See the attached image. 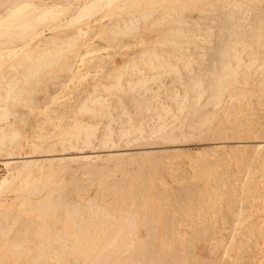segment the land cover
<instances>
[{"label":"rangeland","instance_id":"obj_1","mask_svg":"<svg viewBox=\"0 0 264 264\" xmlns=\"http://www.w3.org/2000/svg\"><path fill=\"white\" fill-rule=\"evenodd\" d=\"M0 58V264H264V0H0Z\"/></svg>","mask_w":264,"mask_h":264},{"label":"bare ground","instance_id":"obj_2","mask_svg":"<svg viewBox=\"0 0 264 264\" xmlns=\"http://www.w3.org/2000/svg\"><path fill=\"white\" fill-rule=\"evenodd\" d=\"M88 6H89V5H85V6L83 7V10L87 9ZM53 8H54V7L52 6V7H50V8H46V9H44V10H43L44 14H46V16H47V15H48L47 13H49L50 11H52ZM148 15H149V14H148ZM151 15H152V14H151ZM79 31L82 32V29L79 30ZM52 32H53V31H52ZM83 32H84V30H83ZM79 33H80V32H79ZM85 33H86V32H85ZM76 34H77V33H76ZM36 35H39V33H36ZM39 37H40V36H39ZM30 39H31V38H30ZM49 40H53V41H54L55 38H54V37H51ZM27 42H28V41H27ZM27 42H26V43H27ZM26 43H24V44H26ZM42 43H43V42H42ZM42 43H41V44H42ZM47 45H48V42H44V44L40 45V47L42 46V47L45 48V46H47ZM23 46H24V45H23ZM23 46H22V48H24ZM20 47H21V46H20ZM18 48H19V47H17V49H18ZM22 48H21V50H22ZM25 48H26V47H25ZM19 49H20V48H19ZM23 50H25V49H23ZM5 51H6V50H5ZM8 51H11V50L8 49ZM8 51H6V52H8ZM6 52H3V53H6ZM12 52H13V50H12ZM15 52H16V51H15ZM8 53L11 54V52H8ZM8 53H7V54H8ZM16 53H17V52H16ZM16 53H15V54H16ZM19 53H20V51H19ZM1 54H2V51H1ZM7 54H4V55L8 56ZM17 54H18V53H17ZM17 54H16V55H17ZM13 55H14V54H13ZM13 55H12V56H13ZM16 55H14L12 58H15ZM17 56H18V55H17ZM1 57H2V56H1ZM3 57L5 58V56H3ZM9 57H10V56H8L7 58H9ZM4 58H3V59H4ZM0 59H1V58H0ZM3 59H1V60L3 61ZM10 59H11V58H10ZM79 60H80V59H79ZM79 60H78V61H79ZM0 62H1V61H0ZM11 62H12V61H11ZM150 62H151V61H150ZM79 65H80V64H79ZM80 66H81V65H80ZM75 68H77V67H75ZM78 68H79V67H78ZM78 68H77V69H78ZM155 68H156V67H155ZM73 70H74V69H73ZM79 70H80V68L78 69V71H79ZM73 72H77V71H73ZM10 73H11V72H10ZM3 83H5V81H4ZM8 84H9V83H8ZM143 84H144V83H143ZM5 85H6V87H7V83H6ZM14 86H16V84L13 83V84L11 85V87H12L11 89H12V90H13V87H14ZM118 86H119V85H118ZM114 87H115V86H114ZM3 91H4V90H3ZM7 91H8V90H6V92H7ZM10 91H11V90L9 89L8 92H10ZM4 92H5V91H4ZM96 99H98V98H96ZM98 100H100V98H99ZM94 101H95V100H94ZM95 102H96V101H95ZM92 103H93V102H92ZM127 132H128V134H129V131H127ZM133 132H134V131H133ZM16 136H17V134H16ZM18 136H19V135H18ZM18 136H17V137H18ZM34 136H35V135H34ZM88 136H89V135H88ZM29 137H30V136H29ZM3 138H4V139H3ZM3 138H1V139L5 140L6 137H3ZM9 138H10V136H9ZM9 138L7 137V140H8ZM31 138H32V137H31ZM247 138H249V137H247ZM1 139H0V140H1ZM13 139H15V138H14V135H11V140L9 139V141L12 142ZM16 139H17V138H16ZM87 139H88V137H87ZM245 140H246V139H245ZM13 141H14L13 143L16 142L15 140H13ZM3 142H4V141H0L1 148H3V146H4V149H6V146L2 144ZM6 142H7V145H9L10 147H11V145L13 146V143L10 144L8 141H6ZM262 142H263V141H262ZM219 143H220V142H219ZM4 144H5V143H4ZM263 145H264V144H263ZM9 146H7V147L9 148ZM220 147H221V146H220ZM10 149H11V148H10ZM0 150H1V149H0ZM2 150H3V149H2ZM6 150H9V149H6ZM26 150H27V149H26ZM23 151H25V148L23 149ZM7 152L10 153V151H7ZM26 153H27V152H26ZM26 153H25V155H27V156H24V157L20 158V162H26V161H27L26 158H30V157H31V156H28V153H27V154H26ZM112 154H113V153H112ZM19 155H20V153H19ZM19 155H18V156H19ZM50 155H51V154H50ZM9 156H11V153L9 154ZM13 156H14V155H13ZM18 156H17V157H18ZM57 156H58V155H57ZM7 157H8V156H7ZM14 157H15V156H14ZM81 157H82V158H89L90 156H88V155H86V154H83V155H81ZM12 158H13V157H12ZM12 158H10V159H12ZM4 160H5V159H4ZM8 160H9V159H8ZM15 160L17 161V159H15ZM25 160H26V161H25ZM13 161H14V159H13ZM30 161H32V158H31ZM10 162H11V161H7V163H10ZM27 162H28V161H27ZM4 163H6V161H5ZM29 164H30V163H29ZM6 165H7V164H6ZM24 165H25V164H24ZM27 165H28V164H27ZM25 167H26V166H25ZM23 168H24V167H23ZM21 170H22V169H21ZM21 170H20V171H21ZM18 171H19V170H18ZM18 173H20V172H18ZM15 175H16V173H15ZM3 181H4V180H3ZM6 182H7V180H5L3 183L5 184ZM3 183H2V184H3ZM2 184H1V185H2ZM194 198H195V197H194ZM95 204H96V203H95ZM95 204L93 203V205H95ZM91 205H92V204H91ZM91 205H89V206H91ZM96 206H97V205H96ZM96 206H95V207H96ZM98 206H99V205H98ZM98 206L96 207L97 209H98ZM78 207H80V206H78ZM95 207H94V208H95ZM75 208H77V207H75ZM81 208H82V206H81ZM99 208H100V206H99ZM90 209H92V208L90 207ZM75 211H76V210H75ZM70 212H72V211H70ZM104 212H105V211H104ZM107 212H108V211H107ZM107 212H106V215H107ZM71 214H72V213H71ZM127 214H128V213H127ZM129 214H130V212H129ZM134 214H136V213H134ZM110 215H111V214H110ZM124 215H125V214H124ZM124 215L121 214L120 216H124ZM130 215H131V214H130ZM125 216H126V215H125ZM127 216H128V215H127ZM108 217H109V215H108ZM113 217H114V216H113ZM106 218H107V217H106ZM119 218H120V217H119ZM119 218H118V219H119ZM131 218H132V216H131ZM15 220H16V218H15ZM15 220H14V221H15ZM17 220H18V219H17ZM121 220H123V218H122ZM131 220H132V219H131ZM116 221H117V220H116ZM128 221H129V222H132V221H130V220H128ZM118 222H119V223L121 222L120 219H119ZM123 222H124L123 224H125V221H123ZM133 222H134V220H133ZM8 223L10 224V222H8ZM16 223H17V222H16ZM28 223H29V222H28ZM9 224H8V227H9V228L5 227L7 231H8V230H11V229H10V228L12 227L11 225H13V224H11V225H9ZM24 224H25V223H24ZM24 224H22V225L24 226ZM131 224H132V223H131ZM1 226H2V224L0 225V228H1L0 231H2V232L5 233L4 229H2L4 226H3V227H1ZM6 226H7V224H6ZM18 226L21 227V230L23 229V226H20V225H18ZM121 226H122V224H121ZM131 226H132V225H131ZM133 226H135V225H133ZM13 227H14V226H13ZM26 227H27V226H24V229H25ZM43 227H44V225H43ZM43 227H42V228H43ZM47 227H48V225L45 226V228H47ZM119 227H120V226H119ZM135 227H136V226H135ZM15 228H16V227H14V229H15ZM34 228L37 229V227H33V229H34ZM45 228H44V229H45ZM253 228H254V227H253ZM12 229H13V228H12ZM14 229H13V230H14ZM24 229H23V230H24ZM28 229H29V228H27L26 230H28ZM35 229H34V230H35ZM40 229H41V228H40ZM88 229H89V227H88ZM117 229H118V228H117ZM19 230H20V229H19ZM42 230H43V229H42ZM46 230H47V232L49 233L48 228L45 229V231H46ZM85 230H86V229H85ZM94 230H95V229H94ZM132 230H133V229H132ZM135 230H136V229H135ZM14 231H15V230H14ZM14 231H13V232H14ZM17 231H18V230H16L15 233H18ZM31 231H33V230H31ZM31 231H30V232H31ZM35 231H36V230H35ZM122 231H124L123 228H120L118 231L115 230V233L118 232L117 235H115V236H111L112 234L110 235V238H112V239L109 240V243H108L107 247L114 248V247L120 246V245L124 244V241H125V240H127L128 243H127V244L125 243L124 245H128V246L131 247V246L134 244V239H131L132 235H131V234L129 235V234L127 233L128 236H127V238H125V237H123L124 235H122V234H123ZM251 231H252V230H251ZM13 232H12V233H13ZM24 232H25V230H24ZM87 232H88V231H87ZM7 233H8V232H7ZM12 233H11V234H12ZM15 233H14V236H15ZM26 233H27V232H26ZM26 233H25V234H26ZM45 233H46V232H45ZM121 233H122V234H121ZM254 233H255V232H254ZM1 234H3V233H1ZM11 234H10V235H11ZM41 234H42V233H41ZM132 234H134V233H132ZM4 235H5V234H4ZM42 235H43V234H42ZM97 235H98V233H97ZM246 235H247V234H246ZM6 236H7V235H6ZM244 236H245V235H244ZM19 237H20V236H19ZM22 237H23V236H22ZM242 238H243V237H242ZM14 239L16 240V241H15V240H14V241L17 243V244H16V247H17V248H21V247H23V245L25 244V243H23V240L20 239V238H18V239L14 238ZM257 239H258V238H257ZM26 240H28V239H26ZM26 240H25L24 242H27ZM66 240H67V239H66ZM66 240H65V241H66ZM92 240H93V243H92L91 246H88V249L92 250V252H93V251H95V250L97 249V244H95V242H96V243L98 242V241H97L98 238H95V239H92ZM57 241H58V240H56L55 242L57 243ZM119 241H120V242H119ZM140 241H142V240H140ZM239 241H240V240H239ZM246 241H247V240H246ZM30 242H31V241H30ZM183 242H184V241H183ZM244 242H245V241H244ZM143 243H144V242H143ZM184 243H185V242H184ZM236 243H237V242H236ZM88 244H89V243H88ZM188 244H189V243H188ZM243 244H244V243H243ZM142 245H145V243L142 244ZM182 245H184V244H182ZM255 245H256V244H255ZM41 246H42V245H41ZM55 246H56V245H55ZM67 246H68V245H67ZM214 246H215V245H214ZM98 247H99V245H98ZM121 247H122V246H121ZM184 247H185V249H186V246H183V248H184ZM215 247H216V246H215ZM218 247H219V246H218ZM65 248H66V245H65L64 249H65ZM126 248H127V247H126ZM216 248H217V247H216ZM55 249H56V248H55ZM176 249H177V248H176ZM185 249H184V250H185ZM231 249H232V248H231ZM19 250H20V249H19ZM154 250H155V249H154ZM172 250H173V249H172ZM174 250H175V249H174ZM182 250H183V249H182ZM241 250H242V248H241ZM20 251H22V250H20ZM142 251H144V249H143ZM146 251H147V250H146ZM151 251H152V250H151ZM151 251H150V252H151ZM157 251H158V250H157ZM161 251H162V250H161ZM215 251H216V250H215ZM155 252H156V251H155ZM155 252H154V253H155ZM163 252H165V251H163ZM176 252H179V253H180V249H179V251H178V250L175 251V254H177ZM256 252H257V251H256ZM183 253L186 255L185 251H184ZM183 253L181 252L182 255H183ZM141 254H143V252H141ZM150 254H151V253H150ZM157 254H158V253H157ZM173 254H174V253H173ZM181 254H180L179 258H180V257H181V258L185 257L184 255L181 256ZM145 255H146V252H145ZM147 255H148V254H147ZM226 255H227V254H226ZM226 255H225V256H226ZM228 255H229V254H228ZM159 256H160V255H159ZM162 256H163V255H162ZM229 256H230V255H229ZM144 257L146 258V256H144ZM160 257H161V256H160ZM255 257H256V255H255ZM259 257H260V256H259ZM148 258H149V256H148ZM148 258H147V259H148ZM175 258H176V257H175ZM186 258H187V255H186ZM147 259H146V261H147ZM157 259H158V257H157ZM38 260H39V259H37V261H38ZM148 260H149V259H148ZM177 260H181V259H178V258H177ZM186 260H187V259H186ZM230 260H231V259H230ZM75 261H76V260H75ZM77 261H78V260H77ZM77 261H76L75 263H76V264H79V263H77ZM183 261H184V259H183ZM152 262H154V260H153ZM156 262H157V260H156ZM158 262H159V261H158ZM163 262H164V261H163ZM173 262H175V260H174ZM67 263H68V261H66V264H67ZM145 263H146V262H145ZM166 263H167V262H166ZM179 263H181V262H179ZM184 263H186V261H185ZM50 264H51V263H50ZM157 264H158V263H157ZM181 264H182V263H181ZM186 264H188V262H187ZM232 264H233V263H232Z\"/></svg>","mask_w":264,"mask_h":264}]
</instances>
